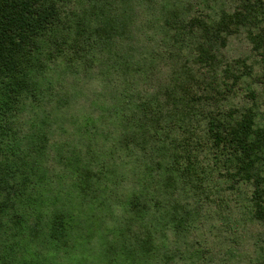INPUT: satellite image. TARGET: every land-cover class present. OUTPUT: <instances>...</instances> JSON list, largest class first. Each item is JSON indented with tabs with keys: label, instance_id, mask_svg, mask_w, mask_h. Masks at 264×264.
I'll return each instance as SVG.
<instances>
[{
	"label": "rangeland",
	"instance_id": "obj_1",
	"mask_svg": "<svg viewBox=\"0 0 264 264\" xmlns=\"http://www.w3.org/2000/svg\"><path fill=\"white\" fill-rule=\"evenodd\" d=\"M107 2L103 18L122 30L114 45L95 44L102 18L90 0L77 4L91 45L66 29L67 39L42 56L37 99L25 94L3 123L0 264H258L264 224L253 217L254 188L233 179L236 168L206 130L210 117L240 119L250 107L264 126V90L254 79L264 63L243 32L220 47L212 70L199 59L200 34L184 29L240 1ZM239 59L253 76L233 84L224 69ZM139 103L160 119L159 130L137 128ZM174 147L180 163L169 169ZM59 214L71 237L55 247L48 238Z\"/></svg>",
	"mask_w": 264,
	"mask_h": 264
},
{
	"label": "trees",
	"instance_id": "obj_2",
	"mask_svg": "<svg viewBox=\"0 0 264 264\" xmlns=\"http://www.w3.org/2000/svg\"><path fill=\"white\" fill-rule=\"evenodd\" d=\"M83 1L0 0V132L5 128L3 123L6 121L9 124L11 121L9 118L21 110V106L24 105L22 97L25 94H31L37 99L36 93L40 84L38 75L44 65L42 56L53 46H60V36L63 41L67 39L64 33L70 34V31H65L66 29L75 28L81 36L80 39L75 38L76 42L82 39L86 46L91 45L90 37L85 34L88 27L86 19H80L74 9ZM107 1L90 0L94 3L91 7L92 15L102 18V24L95 27L93 32L95 31L100 41H95V44L112 46L117 40L115 36H119L122 30L113 19L103 18L109 7ZM122 1L126 2V0ZM239 1L234 11L223 10L219 19L215 21L194 18L184 28L196 37L200 34L204 43L199 44V59L212 70H215L214 66L219 61L216 52L221 49L220 47H225L230 37L243 32L246 33L252 50L261 56L264 63V0ZM71 17H77L79 20L73 22L70 20ZM102 34H105V37H102ZM234 63L227 64L224 69L227 79H232L233 84L244 77L253 76V67L246 60L239 59ZM236 70L241 73L237 74ZM254 79L264 90V71ZM262 105L264 107V99ZM138 107L143 109L144 123L137 128H142L144 134H147L150 132L147 125L154 123L159 130L160 119L155 117L148 104L139 103ZM192 115L195 116L194 113H190V116ZM257 115L254 107H250L240 119H234L233 113H230L228 120L217 119V116L210 117L206 131L210 135L209 141L212 146L225 156L228 164L236 168V171L231 173L233 179H239L253 186L251 197L253 217L264 224V126L256 123ZM182 118L186 120L187 116L183 115ZM8 130L6 129L3 135H6ZM45 139L47 140L46 136ZM157 149L156 145L153 150ZM41 150L44 149L40 148ZM169 157L172 158V162L168 164L169 169L179 166L180 155L176 153L175 147ZM215 158L219 159V156L216 155ZM18 159L22 161L20 157ZM83 169L89 172L87 167ZM5 207L8 206L5 204ZM50 228L48 240L55 247L71 237L70 223L63 214L56 215L52 219ZM146 233L149 234V239H152L151 232L148 230ZM148 242L145 240V247L142 246L144 252H149L146 246ZM258 248V264H264V244Z\"/></svg>",
	"mask_w": 264,
	"mask_h": 264
}]
</instances>
